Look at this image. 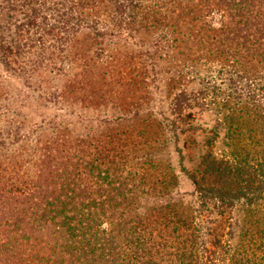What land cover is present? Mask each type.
Segmentation results:
<instances>
[{
	"label": "trees",
	"instance_id": "16d2710c",
	"mask_svg": "<svg viewBox=\"0 0 264 264\" xmlns=\"http://www.w3.org/2000/svg\"><path fill=\"white\" fill-rule=\"evenodd\" d=\"M210 9L203 13L186 0H0V64L9 75L51 74L61 58V70L71 73L69 51L79 35L99 38L106 47L114 37L126 41L134 33L166 26L169 31L145 49V58L131 71L136 91L154 74L158 49L185 47L195 35L179 28L180 19L172 18L177 11L197 15L196 33L204 44L217 42L212 55L218 73L244 77L249 88L219 94L222 89L212 78L201 89H189L184 73L169 77V86L178 88L169 113L152 120L167 126L175 142L182 139L184 146L198 148L194 165L181 169L191 193H169L170 166L154 176L149 169L159 167L151 161L120 164L115 135L92 139L91 155L83 145L73 149L60 172L41 180L30 174L0 179V264H214L222 255L224 264H264V72L251 67L257 62L264 71V0H217ZM213 11L219 14L216 21ZM210 94L219 117L205 127L193 109ZM220 139L226 151L217 154ZM39 161L40 169L49 168L50 161ZM112 166L116 178L107 170ZM87 171L104 174L94 175L101 180L90 187L80 176ZM148 183L160 202L140 219H125L123 209L101 207L92 197L104 185L117 191L119 200L128 199L132 188ZM188 194L194 203L183 201ZM13 197L20 204L6 215L5 203Z\"/></svg>",
	"mask_w": 264,
	"mask_h": 264
},
{
	"label": "rangeland",
	"instance_id": "374dc122",
	"mask_svg": "<svg viewBox=\"0 0 264 264\" xmlns=\"http://www.w3.org/2000/svg\"><path fill=\"white\" fill-rule=\"evenodd\" d=\"M216 1L186 0L187 3L196 4V9H201L203 13L213 9ZM213 13V20H218L219 14L216 11ZM195 16H181L177 11L173 13V19H180L179 28L186 31L190 28L195 35L185 47L181 44L177 49L168 51L158 49L154 57L156 59L161 56V59L154 68V74L150 72L146 78L147 84L136 91L137 86L133 89L130 82L134 75L131 71L139 60L145 58V49L152 46L157 38H161V34L169 31L166 26L134 33L126 41L114 37L113 43L106 47L97 42L99 38L91 40L85 35H79L69 51L73 69L66 75L61 70L65 67L63 58V61H57L58 69L54 73L46 71L33 78L21 74L9 75L0 64V179L4 181L7 177H25L30 174L41 180L48 173L60 172L61 163L73 149L83 145L86 153L91 155L89 145L92 139L103 141L107 136L115 135L120 138L117 158L120 164L151 161V164L159 167L158 170L149 169V173L154 176L162 173L161 170L165 172V166H170L172 185L169 193L174 196L177 193H191L193 186L181 169H189L194 165L198 148L190 147L189 143L184 146L182 139L175 142L167 126H159L152 120H164V115L169 113L171 98L178 89L169 86V77L174 72L184 73L188 81L184 86L189 89H201L212 78V83L222 89L219 94L247 93L249 90L244 77L218 73L217 58L214 59L212 55L217 42L210 39V36L209 42L204 44L205 38L201 39L200 34L196 33L199 25ZM161 42L163 46L164 40ZM108 54L113 57H108ZM219 58L221 60L225 57ZM251 67L255 73L264 72L257 62ZM212 97L210 94L204 103L193 105L195 116L205 127L214 125L215 119L219 117L217 106L211 102ZM116 116L122 119L111 124L102 122L105 117ZM197 140L200 141V137ZM214 150L217 154L226 151L221 139L216 142ZM39 158H45V163L50 161L49 168L40 169ZM107 170L113 178L118 176L113 166ZM96 174L102 176L104 171L83 172L81 180L93 187V180H101L100 176L94 178ZM131 190L133 193H128L131 195L128 199L119 200L117 191L102 185L100 192H93L92 197L102 203L101 207L110 209L118 206V209H123L125 219H140V215L160 202L155 199L149 183ZM15 200L16 197L7 198L4 206L6 215L20 204ZM183 201L194 203L195 198L188 194L183 197ZM225 262L222 255L216 258L214 264Z\"/></svg>",
	"mask_w": 264,
	"mask_h": 264
}]
</instances>
